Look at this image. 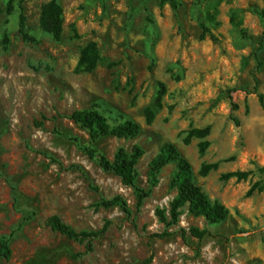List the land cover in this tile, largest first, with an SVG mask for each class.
I'll use <instances>...</instances> for the list:
<instances>
[{
    "label": "rangeland",
    "instance_id": "1",
    "mask_svg": "<svg viewBox=\"0 0 264 264\" xmlns=\"http://www.w3.org/2000/svg\"><path fill=\"white\" fill-rule=\"evenodd\" d=\"M52 1L0 0V248L11 249L0 264H264V0H56L60 40L40 22ZM91 42L99 61L84 72ZM81 110H98L110 124L132 120L140 133L93 142L70 119ZM206 127L210 147L201 155V139L183 140ZM166 144L229 210L224 222L210 224L188 207L177 226L159 219L176 196L175 163L152 175ZM136 145L144 152L136 185L149 193L140 207L135 188L84 152L113 161ZM212 163L218 169L200 175ZM237 171L248 178L224 179ZM116 197L130 216L102 205ZM53 215L77 232L102 234L87 252V243L46 225ZM191 229L210 235L199 240ZM180 230L185 238H150Z\"/></svg>",
    "mask_w": 264,
    "mask_h": 264
},
{
    "label": "trees",
    "instance_id": "2",
    "mask_svg": "<svg viewBox=\"0 0 264 264\" xmlns=\"http://www.w3.org/2000/svg\"><path fill=\"white\" fill-rule=\"evenodd\" d=\"M264 19V13H262ZM42 28L50 33L56 40H60L63 33L62 8L60 4L53 0L43 10L40 18ZM99 61L98 46L95 42L89 43L81 54L79 68L84 72H92L96 69ZM163 92L159 91L156 103H160L163 98ZM263 98V97H261ZM236 107V105H234ZM153 114L149 113L148 122L153 120ZM70 119L87 130L91 141H96L102 137L113 136L118 139H135L140 133V126L132 120L115 119L110 124L105 114L98 110H81L74 112ZM239 125V121L234 119ZM210 127L203 129H192L185 136L183 142L188 145L194 138L201 139L199 152L204 155L210 147L207 140L210 135ZM85 154L90 159L98 158L100 167L105 172H111L119 177L122 183L128 187L135 188L138 192V206L140 207L149 193L142 191L136 185V166L144 152L139 146H134L131 152H127L123 148L119 149L113 161L105 156L96 157V151L91 148L84 149ZM175 163V173L172 181L173 187L176 189V196L170 204L169 216L165 210L158 209L157 216L167 224L168 227L177 226L182 211L188 207V211L195 217H204L210 224H220L229 216V210L218 201H211L203 191L202 187L193 180L191 164L181 155L179 150L173 144H166L157 157L152 162V175H157L161 169L169 164ZM219 163L204 164L200 169V175L206 176L211 171L217 170ZM259 172L264 173V167L259 168ZM249 176L247 172H233L224 176V179L236 178L237 180H246ZM253 192V189L249 192ZM103 206H121L124 213L130 216L132 213L124 199L116 197L112 200L102 202ZM46 225L54 232H57L70 240L81 243H87V252L92 250V244L102 233L77 232L72 227L66 225L59 216L53 215L46 220ZM173 234H180L186 237L184 230L174 231L172 233L164 232L162 234H154L151 239H165ZM190 234L193 237L203 240L210 233L208 230L191 229ZM0 255L9 259L11 249L8 243H3L0 248ZM80 255H74L75 259Z\"/></svg>",
    "mask_w": 264,
    "mask_h": 264
}]
</instances>
